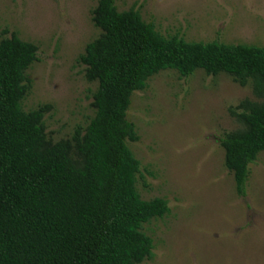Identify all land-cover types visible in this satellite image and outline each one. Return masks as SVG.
Returning <instances> with one entry per match:
<instances>
[{
  "label": "trees",
  "instance_id": "trees-1",
  "mask_svg": "<svg viewBox=\"0 0 264 264\" xmlns=\"http://www.w3.org/2000/svg\"><path fill=\"white\" fill-rule=\"evenodd\" d=\"M92 21L101 31L81 56L95 117L71 139L53 142L42 106L25 112L26 73L39 48L15 33L0 42V264H142L154 245L144 226L169 212L160 198L137 191L141 163L128 118L131 99L164 71L182 78L198 70L225 74L254 100L229 109L238 124L220 139L225 167L239 197L247 196L250 166L264 153V48L165 37L140 12H120L99 0Z\"/></svg>",
  "mask_w": 264,
  "mask_h": 264
},
{
  "label": "rangeland",
  "instance_id": "rangeland-1",
  "mask_svg": "<svg viewBox=\"0 0 264 264\" xmlns=\"http://www.w3.org/2000/svg\"><path fill=\"white\" fill-rule=\"evenodd\" d=\"M99 0H0V42L15 33L35 44L27 71L29 113L42 106L53 142L71 139L95 117L97 83L80 58L101 31L92 21ZM137 10L165 37L264 48V0H115ZM254 100L251 86L198 70L182 78L164 71L131 99L127 118L139 141L128 143L141 163L137 191L165 200L170 212L144 226L153 257L142 264H264V153L250 166L247 196L237 195L220 139L239 126L229 109Z\"/></svg>",
  "mask_w": 264,
  "mask_h": 264
}]
</instances>
